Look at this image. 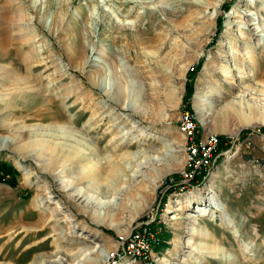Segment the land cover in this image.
<instances>
[{
    "label": "rangeland",
    "instance_id": "rangeland-1",
    "mask_svg": "<svg viewBox=\"0 0 264 264\" xmlns=\"http://www.w3.org/2000/svg\"><path fill=\"white\" fill-rule=\"evenodd\" d=\"M217 1L0 0V137L13 140L9 149L0 148V161L18 171L14 187L0 182V264H28L36 255L42 260L35 264H48L56 246L63 251L57 264H127L123 248L143 226L156 232L161 242L159 233L169 234L168 248L153 246L151 263L134 264H164L163 260L178 264L188 254L197 264H217L205 251L215 252L217 244L221 251L232 246L227 256L235 259L240 241L245 249L241 260L249 259L245 264L264 261V250L257 245L264 239V133L257 129L264 127V83H257L264 82V60L258 58L254 66L245 59L246 44H256L255 55L260 54L264 31L259 30L264 29V20L253 26L250 41L237 38L251 20L252 10L258 9L264 19V3L222 0L215 10L211 2L215 5ZM222 4H230L229 9L224 11ZM218 16H222V29L215 36ZM201 58L189 100L196 126L194 138L216 136L219 142L220 137L222 146L228 148L214 154L198 184L196 178L187 183L183 180L184 140L178 116L187 111L182 104L187 69L192 70ZM242 89H247L243 97ZM195 92L196 111L192 107ZM102 104L108 117L96 129ZM48 106H52L49 113L33 117ZM5 120L14 124L3 125ZM34 123L40 125L35 138L45 140V146L38 148L41 157L19 160L16 155L28 154L35 146L28 143L32 134L20 127ZM108 123L122 127L121 140L130 139L134 145L114 148L119 140L109 141L113 133H105ZM247 128L253 131L240 137ZM127 153L134 155L132 161ZM35 164L46 169L65 165L67 174L51 178L38 173ZM79 164L84 165L88 180L103 173L108 177L101 182H111L116 188L107 190L105 196L100 188L90 191L89 202L78 200L74 202L77 207L71 205L69 195L60 189ZM26 171L31 172L29 184L23 175ZM47 187L54 192L46 202ZM83 188L84 184L70 188L69 193ZM213 193L216 199L205 202L207 215L196 220L217 238L215 243L210 237L190 236L184 217L192 212L183 207L186 201L203 204L201 198ZM35 194L42 201L40 208L29 202ZM169 200L177 202L169 208ZM93 210L104 212V217L91 216ZM53 211L54 222L49 221ZM171 214L183 221L169 220ZM193 220L190 227L196 225ZM38 221L49 229L23 243L9 240L13 233L23 236L25 230H34L30 226ZM88 229L106 239L90 245L99 247V257L80 250L79 241L88 243ZM115 230L127 233L121 239ZM48 234L51 238L41 248H28ZM178 239H189L193 245L182 246L174 254L172 244ZM115 244L116 249L105 259V248ZM14 257L18 261H12ZM183 264L194 263L187 260Z\"/></svg>",
    "mask_w": 264,
    "mask_h": 264
},
{
    "label": "bare ground",
    "instance_id": "bare-ground-1",
    "mask_svg": "<svg viewBox=\"0 0 264 264\" xmlns=\"http://www.w3.org/2000/svg\"><path fill=\"white\" fill-rule=\"evenodd\" d=\"M258 1V0H257ZM262 3H264V0H260ZM221 2H222V0H218L217 1V3L214 5V3L213 2H211L212 3V7L216 10V9H218L219 7H220V5H221ZM209 6V5H208ZM259 10L257 9L255 12L252 10V12H251V20L250 21H248V23H245V26L247 27H243V28H239L240 29V34H239V36L237 37L239 40H241V41H246V40H249L250 41V34L252 33V31L254 30L253 29V26L254 25H257L258 26V24H259V22H260V20H261V22H262V20H264V19H260V14H259ZM236 16V15H235ZM238 16H240L239 14H238ZM253 17V18H252ZM262 18V17H261ZM239 19H242V17L240 16L239 17ZM259 31H264V29L262 28L261 30H259ZM257 32V31H256ZM255 36H259L258 34H255ZM234 42V41H233ZM246 44V43H245ZM247 45V48H248V53H245L246 54V57H245V59H247L248 61L247 62H249L250 63V61H251V63L254 65V66H257L256 65V62H259V61H257L258 60V58H259V60L261 59V60H264V43H262V44H260L261 45V51H260V54H257V56L258 57H256V50H257V45L256 44H251L250 43V45H248V44H246ZM245 45V46H246ZM259 45V44H258ZM260 48V47H259ZM258 48V49H259ZM232 54H234V55H238L239 57L240 56H242L243 58H244V56L245 55H242V54H240V53H238L237 51H232ZM257 68V67H256ZM227 69V68H226ZM237 69V68H236ZM231 70V69H230ZM232 70H235V68H233ZM240 70V69H239ZM242 70V69H241ZM189 71V68L187 69V72ZM230 73V72H229ZM241 73H243V71H241ZM244 75V74H243ZM246 75V74H245ZM248 75V74H247ZM261 76L262 77H264V72H262L261 73ZM258 84H263L264 82L263 81H258L257 82ZM97 88V87H96ZM249 89V88H248ZM243 90V89H242ZM245 90H247V89H244L242 92H241V94H242V97H243V93H244V91ZM179 98V97H178ZM198 98V92H195L194 93V96H193V102H192V107H193V109L196 111L197 110V107H198V105H196V99ZM98 103V102H97ZM122 103V102H121ZM100 108H103V110H102V113L101 114H103V113H105V110H107V107H105L104 108V105L102 104L101 106H100ZM59 109V108H58ZM109 109V108H108ZM52 110V106H48V108H41V109H38L37 111H36V113L35 114H33V117H37V118H39V117H43V115L45 114V113H49V111H51ZM107 113V112H106ZM110 113V112H109ZM108 113V114H109ZM98 114V113H97ZM100 114V115H101ZM106 117H108V115L107 114H103L100 118H99V122H101V123H98V125H97V127H96V129H99V127L102 125V121L106 118ZM119 119V118H118ZM116 121V120H115ZM120 121V120H119ZM118 121V122H119ZM113 122V121H112ZM2 124L3 125H9V126H12L14 123H12V122H6V120L5 121H2ZM40 124V123H39ZM16 126V125H15ZM45 126V125H44ZM48 126V125H47ZM9 128V127H8ZM15 128H17V127H15ZM37 128H40V125H35V123H34V125H24V126H21L20 127V129L21 130H24V131H27V133H30V134H32L31 136V139L28 141V143H35V146L33 147V149L32 150H30L29 151V153L28 154H20V155H16L17 156V158L19 159V160H22V159H24V158H26V157H31V158H33L34 160H39V158L41 157L40 156V151H39V147L41 146V145H44V143H45V140L44 139H38V138H35V136L37 135V132L35 131V130H37ZM119 128V129H118ZM122 128V127H121ZM121 128L120 127H118L117 126V123H115V125L113 124V123H108L107 125H106V127H105V133L107 134V133H113V135H111V137L109 138V141L110 142H115V141H117V140H119L115 145H114V148H118V149H121V148H127L128 146H131L133 143H132V141H130V139H128V142H125L124 140H121ZM15 130H17V129H15ZM46 141H47V139H46ZM51 143H54V144H57V142H55L54 140H49ZM57 141V140H56ZM13 142V140H12V138H10L9 136H4V137H0V148L1 149H9V144L10 143H12ZM36 142H37V144H36ZM48 142V141H47ZM21 144H22V142H21ZM59 144V143H58ZM48 145H50V144H47L46 146H48ZM134 145V144H133ZM45 146V145H44ZM58 146V145H57ZM14 147V146H13ZM61 147H63V146H61ZM44 148V147H43ZM49 148V147H48ZM58 148H59V146H58ZM41 149V148H40ZM44 150H45V148H44ZM44 150H42L43 152H44ZM49 150V149H48ZM46 151V150H45ZM51 151V150H50ZM72 151V150H71ZM28 152V151H27ZM48 152V151H47ZM75 152V151H74ZM95 152V151H94ZM125 152V151H124ZM50 153V152H49ZM71 154V153H70ZM128 154V153H127ZM132 154V153H131ZM128 154V156H129V158L128 159H130L131 161H132V157H134V155L132 154ZM95 155H96V152H95ZM123 156V155H122ZM127 156V157H128ZM137 156V155H136ZM125 158V157H124ZM91 158H88V160H90ZM107 159V158H106ZM19 160H17V162H16V165H17V167L20 169L21 168V163H20V161ZM134 160V159H133ZM66 161V160H65ZM92 162V161H91ZM129 162V161H128ZM63 163V162H62ZM94 163V162H93ZM92 163V164H93ZM138 164V163H137ZM35 166L37 167V171H38V173H40V174H42V175H45V176H53L54 177V175H58V174H67V169L65 168V165H61V166H59V167H56V168H54V169H46V168H41L40 166H39V164H35ZM34 172H36V170L34 171ZM102 172V171H101ZM72 174H73V176L71 177L70 176V180H67L65 183H64V185L61 187V191L63 192V193H65V194H67V196L69 195V197H67V202H70L71 203V205H73V206H75V207H77L76 206V204L74 203V202H78V200H82V201H85V202H89L88 201V197H89V192L90 191H96V189H97V191H98V189L100 188V192H102V194L105 196L106 195V191L107 190H109V189H112V190H114L116 187L115 186H113V183H102L101 181L102 180H106V179H104V178H106V177H108V176H105V174H103V173H100L96 178L94 177V179L93 180H88L87 179V176H88V173L86 174V173H84V165L83 164H79V166L75 169V171L74 172H72ZM23 175H24V179L28 182H26L27 184H29V179H30V177H31V172H29V171H26V172H24L23 173ZM108 175V174H107ZM114 175H115V173H114ZM117 175V174H116ZM41 176V175H40ZM50 176V177H51ZM33 178V177H32ZM46 178V177H45ZM52 178V177H51ZM90 178V177H89ZM117 178V177H116ZM88 181H87V180ZM158 179V178H157ZM85 183H88L87 185H85ZM151 183V182H150ZM84 184V186H85V188H83L82 190H80V189H78V190H76V191H70L71 192V194L69 193V190H70V188H72L73 190H74V188H78V186H80V185H83ZM110 184V185H109ZM48 186V185H47ZM118 186V185H117ZM110 187H112V188H110ZM113 187H115V188H113ZM46 190V191H45ZM117 190H118V188H117ZM212 190V189H211ZM44 191H45V195L47 196V195H49L48 197H47V200H45L46 202L47 201H49L50 200V198H51V195H50V193H53L54 191L53 190H49V187H47L46 189H44ZM44 195V196H45ZM39 196L37 195V194H35L34 196H32V199H30V201L29 202H31V203H33V205H35L36 207H39L40 206V203L42 202V201H39L40 199L38 198ZM91 198H92V196H90ZM103 197V196H102ZM201 199H203V204H196V206H194L193 204H191V202H189V201H186V203L183 205V207H185V209L186 210H188V208H191V214H188L187 216H185L184 218L186 219L185 220V222L186 221H188L187 222V226H189V227H186L187 228V230H189L190 232H191V234H190V236H192V235H200V236H203V237H210L211 239H213V242L215 243V242H217V238L215 237V236H213V234H212V232H210L209 231V229H207V228H202V226L200 225L201 223H200V221H198V220H196V218H198V216L199 215H207L206 213H204L205 212V202H212L211 200L212 199H216V196H214V193L211 195V196H208L207 198L205 197V198H201ZM207 199V200H206ZM92 200V199H91ZM94 200V199H93ZM40 202V203H39ZM176 203L177 201H175V200H169V202L167 203V207H172V203ZM38 203V204H37ZM42 204V203H41ZM89 204V203H88ZM201 205H203V207H201ZM43 207V206H42ZM40 208V207H39ZM94 208V207H93ZM38 209V208H37ZM57 209H60V207L58 206L57 207ZM62 209V208H61ZM180 209V208H179ZM182 209V208H181ZM180 209V210H181ZM56 210V209H55ZM81 210V209H80ZM176 210V209H175ZM177 210H178V208H177ZM82 211V210H81ZM84 212H86L85 210H83ZM92 211V210H91ZM167 211H169V210H167ZM87 213V212H86ZM102 213V214H101ZM95 212L94 210H93V212H91V213H89L91 216H100V217H104V212ZM54 216H55V214H54V211L53 212H51L50 213V219H49V221H56V219H54ZM48 217V216H47ZM210 217H212V216H210ZM192 218H194L195 219V221L193 220L192 222L193 223H195L196 225L194 226H191L190 227V225H189V223H190V219H192ZM213 218L215 219L216 218V212H214V216H213ZM221 219H223L224 220V218L223 217H221ZM169 220H180V223H181V221H183V217L181 218L180 216H178V215H175V214H171V215H169ZM131 221V220H130ZM58 222V221H57ZM225 225L226 226H228L226 223H225ZM32 229H34V230H25V235H23V236H20V233H13V235H12V237L11 236H9V240L11 241V240H15V239H19V242L20 243H23V242H26V241H28L29 239H33V238H36L40 233H42V232H44L46 229H49L48 228V226L47 225H44L43 224V222L41 221H38L36 224H34V225H31L30 226ZM21 229V228H20ZM26 229V228H25ZM23 231H24V229H23ZM22 231V232H23ZM52 231V230H51ZM87 231V244L86 243H82V242H80L79 241V244H81V248H80V250H82V252L84 251V252H89V254H95V256H97V257H99L100 255H98V252H97V249H96V247L97 248H99L98 246H90L91 245V243H93V242H95L96 240H106L105 239V237L103 236V234H101V233H99L98 231H94V230H92V229H88V230H86ZM115 233H116V235L119 237V238H124L125 237V234L127 233L126 231H119V230H115ZM9 234V233H8ZM256 237V236H255ZM51 238V236L48 234V235H44L41 239H39L36 243H33L32 245H29L28 246V248H31V249H39V248H41L43 245H45V243L47 242V240H49ZM55 238V237H54ZM85 237H82V239H84ZM106 238H108V237H106ZM110 239V238H109ZM109 239H107V240H109ZM7 241L6 243H5V245H7L10 241ZM221 240V239H220ZM108 243V242H107ZM58 244V243H57ZM179 244V245H178ZM189 244L190 245H193V242L191 241V240H189V239H187V240H185V241H180L179 239H178V242H177V240L176 241H174L173 242V250H171L172 251V253H174V254H178V252H179V250L181 249V247L183 246V247H187V248H189L188 246H189ZM49 245V244H48ZM59 245V244H58ZM188 245V246H187ZM195 245V244H194ZM223 245V244H222ZM236 245H237V249H235V259H233V258H229L228 256H227V251L229 250V249H232V246H229L228 248L227 247H225L224 246V248H222V251H221V249H220V244H217L216 245V250H214L215 252H212L211 250H209V251H205V253L208 255V258H213V260L214 261H217L216 263L217 264H245L246 262H248L249 261V259H245L244 261H242L241 260V257H240V255H243V254H245V249L244 248H242L243 246H244V243H242L241 241L240 242H237L236 243ZM258 245V248H259V250H264V239H262L261 241H260V243L259 244H257ZM205 246V245H204ZM203 246V247H204ZM105 247V246H104ZM108 247V246H107ZM116 247H117V244H115V245H112V246H110V249L109 248H105V250H106V253L108 254V257H106L105 259H109V253H110V251H114V249H116ZM201 247V246H200ZM214 248V247H213ZM197 249V245L195 246V247H193L192 249H190V251L191 252H193L194 250H196ZM198 249H200V248H198ZM104 250V249H103ZM233 250V249H232ZM239 251V252H238ZM61 252H63L62 251V249L59 247V246H56V249L55 250H53V252H50L51 254H52V256H53V260L52 261H46L48 264H57V256L61 253ZM190 252V253H191ZM197 252V251H196ZM66 253V252H65ZM78 252H76V254H77ZM200 253V252H199ZM74 254V253H73ZM213 255L214 257H211L210 255ZM221 255L223 256V257H221ZM69 256H70V253H69ZM74 256V255H73ZM41 255H36V256H34L33 258H32V260L28 263V264H35V263H38V262H40L42 259H41ZM51 257V256H50ZM72 257V256H71ZM187 258H185V259H181L180 261H179V263L178 264H183V263H185V262H187V260H191L192 261V263H194V264H197V262L196 261H194V259H193V257L192 256H190L189 254H188V256H186ZM245 257H242V259H244ZM49 259V258H48ZM193 259V260H192ZM216 259V260H215ZM237 259V260H236ZM44 260V259H43ZM163 260V259H162ZM212 260V259H211ZM210 260V261H211ZM12 261H18V259L16 258V257H14V258H12ZM163 262H164V264H168L167 263V261L166 260H163ZM264 261H259V263L258 264H264L263 263ZM254 263V262H253ZM3 264V263H2ZM5 264V263H4ZM8 264H12V263H8ZM210 264H211V262H210ZM249 264H251V263H249Z\"/></svg>",
    "mask_w": 264,
    "mask_h": 264
},
{
    "label": "built area",
    "instance_id": "built-area-1",
    "mask_svg": "<svg viewBox=\"0 0 264 264\" xmlns=\"http://www.w3.org/2000/svg\"><path fill=\"white\" fill-rule=\"evenodd\" d=\"M179 130L183 137V149H184V169L181 171L184 177V182L193 181L199 175L203 174L206 168H208L215 159L214 154L218 148V140L216 136H209L205 140H197L194 138L195 123L192 116L187 111L179 113ZM158 234L154 232L152 234L149 228H141L136 231L127 241L123 248L124 258L127 260V264H134L138 261L152 262L151 248H156L161 242L157 239ZM155 254V252H154ZM155 256V255H154ZM157 260H154V263Z\"/></svg>",
    "mask_w": 264,
    "mask_h": 264
},
{
    "label": "trees",
    "instance_id": "trees-1",
    "mask_svg": "<svg viewBox=\"0 0 264 264\" xmlns=\"http://www.w3.org/2000/svg\"><path fill=\"white\" fill-rule=\"evenodd\" d=\"M230 7V4H222L221 8L225 11V10H228ZM222 29V16H218L216 18V35L217 36L220 31ZM215 39H213L214 41ZM202 61L203 59L201 58L198 63L196 64L195 67H192V70L188 71L187 74H186V81L184 83V95H183V98H182V104L185 106L186 110L192 114V110H191V106H190V103H189V100L191 98V95L193 93V79L197 73V71L200 69L201 65H202ZM198 127V126H197ZM259 129L258 131L261 132V133H264V127H260V128H257ZM253 130L247 128V129H244L241 131L240 133V137H243L244 135H246L247 133L249 132H252ZM223 138H220L219 137V147L218 148V152L216 151L215 155H217L221 149L225 150L227 149L228 147H223L222 146V141ZM223 142V141H222ZM16 175H18V171L11 165V164H8L6 162H2L0 161V182L1 183H4L6 185H8L9 187H14L15 186V182H16ZM196 180L198 181L197 183H201L202 181V178L201 177H197ZM165 201V196L161 199V202H160V209L163 205ZM103 231V230H102ZM105 231V230H104ZM106 232V231H105ZM108 234H111V232H106ZM112 235V234H111ZM159 236L162 237V239L164 240V242L160 243L159 246L156 248L158 250H164L165 248H168V245L165 243V241H167L170 237L169 234H165V233H159Z\"/></svg>",
    "mask_w": 264,
    "mask_h": 264
},
{
    "label": "water",
    "instance_id": "water-1",
    "mask_svg": "<svg viewBox=\"0 0 264 264\" xmlns=\"http://www.w3.org/2000/svg\"><path fill=\"white\" fill-rule=\"evenodd\" d=\"M240 131L237 132V134H239ZM230 150L227 151V153L229 152ZM224 153H221V155H223Z\"/></svg>",
    "mask_w": 264,
    "mask_h": 264
}]
</instances>
